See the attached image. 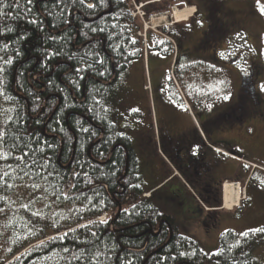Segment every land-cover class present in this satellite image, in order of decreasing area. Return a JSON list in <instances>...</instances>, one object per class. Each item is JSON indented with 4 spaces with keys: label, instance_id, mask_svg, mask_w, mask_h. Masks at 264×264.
Returning a JSON list of instances; mask_svg holds the SVG:
<instances>
[{
    "label": "trees",
    "instance_id": "obj_1",
    "mask_svg": "<svg viewBox=\"0 0 264 264\" xmlns=\"http://www.w3.org/2000/svg\"><path fill=\"white\" fill-rule=\"evenodd\" d=\"M20 5L4 8L11 16L0 19V121L11 118L0 123L7 133L0 149L11 153L0 159V169L9 173L0 180V234L10 242L1 264H89L96 251L102 255L92 264H258L253 254L262 233L237 242L227 232L211 254L195 241L163 247L167 233L156 238L149 232L157 228L152 215L159 209L148 199L138 203L136 186L118 194L119 180H136L130 166L122 178L121 149L109 157L121 138L110 123L112 89L103 83L113 66L135 58L141 25L131 17L133 2L20 0ZM155 6L148 14L161 10ZM85 42L90 43L78 50ZM8 58L11 65L4 63ZM24 153L26 165L17 159ZM33 159H46V167L36 168ZM33 181L41 189H33ZM73 254L83 257L72 259Z\"/></svg>",
    "mask_w": 264,
    "mask_h": 264
},
{
    "label": "flooded vegetation",
    "instance_id": "obj_2",
    "mask_svg": "<svg viewBox=\"0 0 264 264\" xmlns=\"http://www.w3.org/2000/svg\"><path fill=\"white\" fill-rule=\"evenodd\" d=\"M198 1L203 2L196 11V17H204L201 36H192L193 30L187 27L194 20L184 22L185 26L173 22L156 27L163 36L141 22L135 58L123 60L117 67L112 65L113 75L103 84L112 89V111L120 112L123 119L119 126L112 112L110 123L121 142L112 148L109 157L115 149H121L125 165L122 178L126 180L130 166L136 180H119L122 189L118 194L136 186L138 203L148 199L159 209L152 215L159 221L157 228L149 232L156 238H164L167 233L163 247L170 242L187 245L195 241L205 250L200 243L204 238L208 247L217 246L218 251L227 232L237 242L245 235L232 230L217 234L216 226L231 228L237 227L236 222L252 220L251 211L241 215V220L233 216L249 200L247 179L240 181L238 163L253 168L234 142L250 148L252 143L257 145L256 134L264 133V102L257 90L264 80H260L261 68L250 61L240 76L231 71L228 74L237 78L231 103L219 106L210 102L198 84L192 96L186 94L183 77L190 79L194 74L211 71L212 63L232 69L244 55L242 47L234 43V36L246 30L241 16L245 12L230 9L226 5L229 0ZM159 4L147 2L144 11L148 14L153 5ZM89 43L81 44L78 50ZM177 73L182 74L181 80ZM228 182L237 184L240 191V202L233 210H226L223 204L224 185ZM262 200L259 195L258 205L264 203Z\"/></svg>",
    "mask_w": 264,
    "mask_h": 264
},
{
    "label": "rangeland",
    "instance_id": "obj_3",
    "mask_svg": "<svg viewBox=\"0 0 264 264\" xmlns=\"http://www.w3.org/2000/svg\"><path fill=\"white\" fill-rule=\"evenodd\" d=\"M151 1L152 0H146L141 3L146 4L147 2ZM158 1L161 2L159 5L155 6V9L158 7L161 8V10L154 14H147L144 11V8L140 9L139 5H141V3L135 6L133 5L132 11L137 13L138 8L140 14L146 13V15H148L145 21V23H147V27L149 26V28L155 29L154 33L156 35L163 36V34H161L162 32L158 33V28L173 22L176 23L173 17L175 9L184 10L194 8L195 12L193 18L190 19V21H194L187 27L188 29L193 30L192 36H201L202 28L204 27V17H196L197 6L201 5L199 2H197V0ZM226 5H228L232 10L241 9L245 12L241 14V16L244 18L243 26H245L246 30L242 31V33H237L234 36V43L240 45L242 47L241 50L244 51V55H242L243 57L240 60V63L236 64L235 67L230 66L232 69H227L226 66L212 63L209 66L211 71H204L200 74H194L190 76L192 77L190 79L189 77H183L185 82L182 83L184 91L186 94L188 93L189 96H192V93L195 92L194 86L196 84L200 85L201 89L205 93V97L208 98L210 102L219 106H222L223 104H229L235 99L237 87H234V84L237 78H230L228 75L230 71L233 75L240 76L244 73L245 69H247V65L250 63V61H254L257 63V66L261 68L260 80H264V11H262V9H264V0H229L226 2ZM253 11L256 12L255 15L252 13ZM132 15L133 14H131V16ZM139 24L141 25V20H139ZM184 24L187 23H180L179 25ZM142 35L144 34L142 33ZM219 75L221 76L218 77ZM181 77L182 74L177 73V78L181 80ZM257 90L260 91L264 102V81L260 82ZM226 95L228 96V99H224ZM1 101L2 99H0V103ZM112 106L115 109V106ZM110 110L111 112H114V114L112 113L113 118L114 120H119L118 124L120 126V121L123 120L120 112L115 110L112 111V109ZM0 113H4V110H0ZM261 120L264 123V119ZM256 130L259 131V127ZM256 135L259 138L257 145L253 146L252 143L250 148L249 146L241 148L242 145L240 146L238 142H234L237 148L241 149V154L243 155L244 159H246V161L249 162L250 166L252 165L253 168L250 167V169L249 167L238 163L239 167L237 169L240 172V181L244 183V181L247 179L246 186L248 187L249 200L245 202L241 208L236 209L233 216L234 218L241 220V215L251 211L253 212V216L251 217L253 221L251 220V222L249 219H247L245 222H236L237 227L231 226V228L218 225L215 227V232L217 234H222L226 232V230H232L236 234L241 235L251 230L254 231L255 229L264 227V203L259 205L257 203L259 195H262L264 198V133H257ZM238 192L240 193L239 190ZM262 202H264V200H262ZM261 235H259L260 238H258L253 254L258 264H264V233ZM200 243L203 245L205 251L208 254H211L217 250V246L208 247V243L204 238H202ZM9 250L10 242L6 240L5 237H1L0 234V264L6 261L9 255Z\"/></svg>",
    "mask_w": 264,
    "mask_h": 264
},
{
    "label": "snow or ice",
    "instance_id": "obj_4",
    "mask_svg": "<svg viewBox=\"0 0 264 264\" xmlns=\"http://www.w3.org/2000/svg\"><path fill=\"white\" fill-rule=\"evenodd\" d=\"M73 2L75 3L76 0H73ZM103 2H104V0H101V3H103ZM28 3L29 4L33 3V0H28ZM80 3H84V0H80ZM94 6L95 5H93L92 3H89L88 4V7L89 8H93ZM12 7L20 8L21 7L20 0H14V4H7V3H5V0H0V19L6 18L7 16H11V12H7L6 13V12L3 11V9L4 8H12ZM26 11L27 12H31V9H27ZM262 11H264V9H262ZM17 18H19V14H17V16H12V19H17ZM36 22L37 21L35 19H33V20L30 21V23H32V24H35ZM7 31L11 32V31H13V29L11 27H9L7 29ZM93 31H95V29H93ZM3 47L4 48H7L8 45L7 44H4ZM17 55H19V52H17ZM57 55H59V53H57ZM4 63L5 64H8V65H11L13 63V60L11 58H8V59H5L4 60ZM89 67L91 68L92 65H89ZM3 71H4V68L3 67H0V72H3ZM98 75H103V73L98 72ZM224 99H228V96L226 95L224 97ZM8 119H11V118L5 116L4 121H0V123H6V121ZM83 130L84 131H87V129H83ZM6 135H7V133L4 131V129L2 127H0V145H3L5 143L4 138H5ZM12 147L15 148V147H17V145L13 144ZM49 147H52V145H49ZM41 151H43V150L41 149ZM9 155H11L10 152H3L2 149H0V159H6L7 156H9ZM27 155H28L27 153H24L23 155L17 157L18 161H20L21 163H23V164L26 165L27 164V159H26ZM32 164L36 168L43 169L47 165V160L45 159L44 160V163H40L37 160L33 159L32 160ZM9 167H10V165H9ZM17 167H20V164H17ZM21 171H23V169H21ZM30 171H25L24 172V176H29L30 175ZM0 173H2V174H0V180H3L4 177H7L9 175V173L7 171H4L2 169H0ZM35 174L38 177L40 176V172L39 171H36ZM49 175H51L50 172H49ZM21 179H23V177H21ZM41 179H46V177H41ZM5 183H6V181H5ZM31 187L33 189H36V190L41 189V185L39 183L35 182V181H33ZM0 212H3V209H0ZM34 215L39 216V213H34ZM101 223H106V221L101 220ZM254 231H257V232H260V233H264V227L255 229ZM243 234L244 235H247V233H243ZM41 243H43V241H41ZM65 251L67 252L68 249H65ZM100 255H102V253L100 251H96L94 253H90L89 254V264H92V261L93 260H96ZM185 255H187L185 252H180L179 253V256H181V257H183ZM82 257H83V254H81L79 256H77L76 254H73L72 259L79 260V259H82ZM173 259H175V257H173ZM127 264H131V261L130 260L127 261Z\"/></svg>",
    "mask_w": 264,
    "mask_h": 264
},
{
    "label": "bare ground",
    "instance_id": "obj_5",
    "mask_svg": "<svg viewBox=\"0 0 264 264\" xmlns=\"http://www.w3.org/2000/svg\"><path fill=\"white\" fill-rule=\"evenodd\" d=\"M195 9L189 8L184 10L175 9L174 10V20L177 23L184 21H189L194 15ZM240 202V195L238 193V185L232 183H226L223 191V204L224 208L228 210H233L238 206Z\"/></svg>",
    "mask_w": 264,
    "mask_h": 264
},
{
    "label": "built area",
    "instance_id": "obj_6",
    "mask_svg": "<svg viewBox=\"0 0 264 264\" xmlns=\"http://www.w3.org/2000/svg\"><path fill=\"white\" fill-rule=\"evenodd\" d=\"M134 16H136V15L134 14Z\"/></svg>",
    "mask_w": 264,
    "mask_h": 264
}]
</instances>
